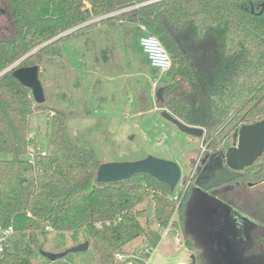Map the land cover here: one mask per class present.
<instances>
[{"label": "trees", "instance_id": "1", "mask_svg": "<svg viewBox=\"0 0 264 264\" xmlns=\"http://www.w3.org/2000/svg\"><path fill=\"white\" fill-rule=\"evenodd\" d=\"M6 2L14 32L0 39V74L49 41L19 67L37 65L46 70L56 61L62 64V45L74 28L81 34L98 35L97 27H118L125 37L152 34L159 39L172 66L165 74L157 73L158 86L163 88L158 108L188 126L204 129L201 143L205 149L215 151L236 122L250 124L264 118V9L260 13L264 0ZM87 46L88 35L82 54ZM144 61L150 66L146 56ZM12 71L0 76V152L12 156L0 159V227L26 234L28 245L20 253L4 246L0 264H31L33 249L40 247L38 234L83 229L97 254V264H127L128 259L117 257L125 254L131 241L143 236L150 247L157 245L158 234L151 231V221L162 228L168 224L176 228L187 249L193 251L196 264H206L186 227L195 186L176 195V202L172 200L174 190L149 175L97 182L102 162L77 136L68 134L65 114L55 110L45 155L36 153L26 159L34 141L30 117L50 109L36 104ZM79 102L85 105L80 98ZM257 177L264 179V153L232 181L247 185ZM243 193L241 201L231 206L254 222L250 253L263 254L264 184ZM149 206L152 215L147 217Z\"/></svg>", "mask_w": 264, "mask_h": 264}, {"label": "rangeland", "instance_id": "2", "mask_svg": "<svg viewBox=\"0 0 264 264\" xmlns=\"http://www.w3.org/2000/svg\"><path fill=\"white\" fill-rule=\"evenodd\" d=\"M6 10L7 3L5 0H0V39L9 37L14 32L13 23ZM97 20L99 18L94 21ZM77 29L78 27L67 32L71 33L72 37L62 45L64 48L62 64L56 61L55 64L53 63V68L49 64L46 70L40 69L39 78L45 94L44 106L50 110L47 113H36L30 117L29 127L34 135V141L29 147L26 159L30 157V154L37 153L38 149L47 151L49 121L54 113L53 110H55L65 114L68 134L77 136L80 142L95 152L102 163L133 162L147 156L176 163L180 168L181 175L172 192V197L188 187L196 186L194 192L198 193V196L193 195L189 204V207L195 208V211L201 205H206L211 209L221 206L231 210L232 202L239 203L243 198V192L248 189H259L264 184V179L257 177L247 185L239 184L240 187L236 183L221 184L211 192L203 194L197 192L196 189L199 188L197 183L200 184V182L196 179L192 180L191 173L194 168L191 169L189 161L202 159L204 154L214 150H206L201 143V138L182 133L176 126L161 117V110L158 108L155 97L156 91L160 87L158 83L156 86L154 84V80L159 77L157 75L159 71L148 66L144 61L145 56L140 53L138 46L139 39L145 34L137 39L125 37L123 33L118 32L120 29L118 27L116 29L97 27L95 29L100 31L98 35H95L94 32L81 34L75 31ZM87 35V51L82 54L81 51H85ZM92 42L94 43L92 44ZM36 50L37 48L33 51L36 52ZM17 63L18 61L11 66H16ZM17 66L19 67V65ZM66 75L69 76L67 82L64 81ZM74 82H76V86ZM79 98L85 105L80 104ZM141 99H145L150 104L143 112L139 111ZM226 136L227 134L222 139ZM236 137V131H233L225 142H221V148L226 149L234 145ZM218 148L219 146L215 150ZM11 158V155L0 152V159L9 160ZM222 196H226L228 204L217 200ZM148 202L149 200L143 206ZM188 211H190L189 208ZM192 212L189 214L190 220L193 218ZM234 213H236L235 210ZM235 215L242 221V216ZM194 216L193 219L196 221L197 217ZM247 219L250 226L241 227V224L237 225V221L234 219L233 228L224 233L219 232L221 227L216 221L212 223L216 231L210 230L216 235L222 234L229 239L233 238L234 243L237 244L235 245L236 249L234 247L235 250H233L230 247L221 252L225 253L234 264H264V253L261 255L248 253V262L246 263L240 259L236 252L239 251V245H247L250 242L249 229L253 230L254 222L249 217ZM200 221L205 226L210 224V220L205 216L197 219V222ZM200 229L201 227L195 231V234L199 239H202L198 232ZM151 231L157 232L159 251L165 254L166 258L157 260L154 258V252L149 255H139L138 251L148 246L147 240L142 236L131 241L125 247L126 255L124 256L126 258L124 260L128 259L127 264H171L175 260L173 254L186 247L183 239L180 243L176 241L175 237L178 236L176 228L175 230L172 227L168 228V233L164 236L162 233L166 229L158 228L157 224L154 225L151 221ZM37 238L40 247L33 249L31 264H97V254L84 229L75 232L47 231L45 235L38 234ZM86 242L89 245L85 251L70 252L54 261H50L43 255V253H63ZM27 245L28 239L24 233L12 232L6 238V246L12 253H20L21 249ZM206 254L209 255V253ZM206 257L209 260L211 256Z\"/></svg>", "mask_w": 264, "mask_h": 264}, {"label": "water", "instance_id": "3", "mask_svg": "<svg viewBox=\"0 0 264 264\" xmlns=\"http://www.w3.org/2000/svg\"><path fill=\"white\" fill-rule=\"evenodd\" d=\"M260 8H261L260 13H261L264 9V3L261 4ZM46 44L48 43H45L42 46H45ZM40 47H38L37 50ZM33 53L34 51L24 56L20 60H18L17 65H19L25 58H27L29 55ZM17 65L7 68L0 74V76L6 73L7 71L13 69L12 76L22 86L30 90L34 102L36 104H44L45 94L42 83L39 79V72H40L39 67L37 65L18 67ZM162 93H163V88H158L155 94L157 101L161 99ZM259 102L260 100L257 101L255 105H257ZM149 105L150 104L148 101H146L145 99H141L139 111L140 112L145 111L149 107ZM161 117L166 121L170 122L171 124H173L174 126H176L179 131H181L186 135L195 138H202L204 135V129L199 127L188 126L182 123L177 118L170 115L166 110H161ZM234 129H236L235 131L237 135L236 142L234 143V145L227 148L226 153L224 155L225 168L227 169L226 173L220 174L214 180L210 181L206 185L197 183L199 188H197L196 191L200 192V194L208 192L210 191L211 188H215L221 184H227L228 182L239 177L240 172H242L245 168L252 166L263 155L264 118L250 124H241L240 122H237L234 125ZM140 174L149 175L153 177L157 181L167 185L170 188V190L175 189L176 185L178 184V181L180 180V175H181L180 168L176 163L147 156L144 159L133 162L102 163L97 169L96 180L99 183L121 182ZM195 187H194V191H195ZM195 195L198 196V193L195 194L194 192V196ZM222 197H221L223 199L222 201L228 204L226 197L225 196ZM216 205L219 206L218 204ZM188 208L190 209V211L187 210L186 213L187 231L190 234L196 246L201 250L203 254V258L206 259V264H234L232 260L229 259L226 256V254L222 253L221 251H224L230 247L231 249L235 250L236 249L235 245L237 244L234 243L233 238L229 239V237L223 236L222 234L221 235L214 234L213 232H215L216 229L213 228L212 223L215 221L218 222V224L221 227L219 232L222 231L224 233L226 230H230L233 228L234 219L237 221V225L239 223L241 224V227H245L248 225L250 226V224L248 223V219L243 217L241 221L239 217L235 215L238 213L236 211H235L236 213H234V209L232 210V208L231 210L229 208H228L229 210H227L219 206V208L217 209L214 208L211 209L206 205L199 206L196 209V211L194 210L195 208L193 207L190 208L189 205ZM191 211H193L192 212L193 218L195 217L194 215H196L197 219H201L202 216L208 218L210 220L209 226L208 225L205 226L204 223L201 221L197 222V219L196 221H194L193 218L190 220L189 214ZM151 215H152V207L149 206L146 212V216L150 217ZM214 215L216 216L213 217ZM200 227L201 229L198 232L202 239H199L195 234V231H197ZM210 229H212L213 232ZM249 233L251 236V238H249L250 242L247 243V245L245 244L242 246L239 245V251L241 248L240 253L239 251H236L240 259L244 262L246 261V263L248 262L247 255L248 253H250V250L254 242V239L252 238L251 235V229H249ZM243 242H245L244 239ZM88 245L89 243L86 242L77 247H73L63 253H59V254L43 253V255L50 261H54L56 259H60L66 256L70 252L85 251L88 248ZM206 253H209L211 257L209 258V255ZM250 254L257 255L252 253ZM206 256H208L209 260L207 259ZM192 264H196V258L194 255L192 258Z\"/></svg>", "mask_w": 264, "mask_h": 264}, {"label": "built area", "instance_id": "4", "mask_svg": "<svg viewBox=\"0 0 264 264\" xmlns=\"http://www.w3.org/2000/svg\"><path fill=\"white\" fill-rule=\"evenodd\" d=\"M139 46L142 50V52L145 54L147 61L150 65V67L155 68L159 71L160 74H165L167 73L172 66V62H171V58L168 55V53L165 51V49L163 48L161 42L159 41V39L152 35V34H147L143 37H141L139 39ZM158 83V79L154 80V84L155 86ZM37 153H39L41 156L45 155V151H41L40 149H38ZM36 153H32L30 154L29 159H31L33 157V155ZM173 201L178 200L177 196H173L172 197ZM176 204V208H177ZM158 228H162L157 224ZM170 224L167 225V227H163L162 229H166V231H164L162 233V235H166L168 233V228L170 229ZM13 232L11 227H7V228H2L0 227V253L3 252L4 246H6V238L8 235H10ZM176 241L178 243H180L181 239L179 237H175ZM152 251V247H145L142 248L141 250L138 251L139 255H149ZM132 257H134L132 255ZM124 258H126V256L124 255H119L117 257V259L119 261H123Z\"/></svg>", "mask_w": 264, "mask_h": 264}, {"label": "flooded vegetation", "instance_id": "5", "mask_svg": "<svg viewBox=\"0 0 264 264\" xmlns=\"http://www.w3.org/2000/svg\"><path fill=\"white\" fill-rule=\"evenodd\" d=\"M5 2H6V0H5ZM235 124H233V126L230 127V129L227 131V133H226L227 136L222 139V143L225 142L227 137L233 131L236 130V129H234ZM206 150H208V149H206ZM226 150H227V148L226 149L221 148V144H220L219 148L217 150H215L211 153L209 152V153L204 154L202 159H199V160L191 159L189 161V163L191 164V169L194 168V170H192V173H191L192 174L191 175L192 180L196 179V181L200 182L203 185H206L210 181L214 180L220 174H225L227 169L225 168V163L223 161V155H225ZM240 176H241V172H240ZM229 183L230 182H228L227 184H229ZM231 183H235V181H232ZM238 187H240V186H238ZM213 189L214 188H211L210 192ZM218 199H220V198H218Z\"/></svg>", "mask_w": 264, "mask_h": 264}, {"label": "crops", "instance_id": "6", "mask_svg": "<svg viewBox=\"0 0 264 264\" xmlns=\"http://www.w3.org/2000/svg\"><path fill=\"white\" fill-rule=\"evenodd\" d=\"M219 201H222V200L219 199ZM177 237H179V236H177ZM158 244L154 248H152L151 252L152 253L154 252V254H153L155 256L154 258H156L157 260H160L161 258H166V257H165V254H163L162 252L159 251ZM146 247H149V244ZM143 248H145V247H143ZM171 253H174V251H171ZM193 254H194L193 251L184 247V250L176 251L175 254H173L175 256V260L171 264H192ZM124 255H126V254H124Z\"/></svg>", "mask_w": 264, "mask_h": 264}]
</instances>
